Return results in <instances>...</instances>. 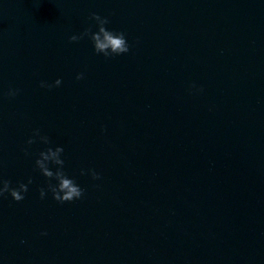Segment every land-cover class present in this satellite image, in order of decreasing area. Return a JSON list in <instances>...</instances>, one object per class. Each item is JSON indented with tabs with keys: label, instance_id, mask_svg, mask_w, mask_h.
Instances as JSON below:
<instances>
[{
	"label": "water",
	"instance_id": "obj_1",
	"mask_svg": "<svg viewBox=\"0 0 264 264\" xmlns=\"http://www.w3.org/2000/svg\"><path fill=\"white\" fill-rule=\"evenodd\" d=\"M91 12L127 53L68 39ZM37 127L81 198H40ZM0 176V264H264V0H0Z\"/></svg>",
	"mask_w": 264,
	"mask_h": 264
},
{
	"label": "clouds",
	"instance_id": "obj_2",
	"mask_svg": "<svg viewBox=\"0 0 264 264\" xmlns=\"http://www.w3.org/2000/svg\"><path fill=\"white\" fill-rule=\"evenodd\" d=\"M89 15L91 19L95 21L96 30H92L91 25H89L80 33H72L68 37L70 41H77L83 36H88L92 43L93 50L97 53H102L104 57H111L129 51L130 46L125 33L121 30L110 29L105 26L109 22L107 16H102L97 12H91ZM83 75V72H77L76 79H81ZM39 84L41 87L46 88H51L54 85L59 86L61 84V78L56 77L51 83L40 80ZM17 92L18 89L10 87L5 95L15 96ZM32 132L33 135L27 138L26 143L31 145L39 140L45 145L36 155L34 167L37 168L43 176L51 178L46 188H39L40 198L43 199L45 197L46 190L51 192L55 200L61 202L81 198L84 189L76 182L75 177L69 175L64 168L65 159L62 155L64 153L63 145L51 144L49 136L41 133L38 127L34 128ZM23 151L27 154L28 149L24 148ZM50 165H54L55 167H50ZM86 172L90 174L93 179L98 178L100 175V173L93 168H88L87 170L84 168L80 169L82 175ZM52 180L55 182L53 183ZM31 183V176L27 178V182L17 181L15 185H13L9 179L0 176V196L8 193L14 200H22L28 190V185Z\"/></svg>",
	"mask_w": 264,
	"mask_h": 264
}]
</instances>
